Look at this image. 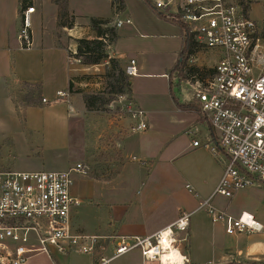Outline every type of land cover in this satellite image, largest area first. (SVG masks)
<instances>
[{"label": "rangeland", "instance_id": "obj_1", "mask_svg": "<svg viewBox=\"0 0 264 264\" xmlns=\"http://www.w3.org/2000/svg\"><path fill=\"white\" fill-rule=\"evenodd\" d=\"M112 1L67 0V19L73 26L76 24L75 31L69 34L79 36L86 28V21L89 25L90 17L106 19L111 16ZM148 1L149 4L143 0H122L129 10V13L127 12L129 23L125 22L127 14H119L118 20L123 24L116 28L117 40L114 43V50L123 60L128 58L136 61L137 74L130 78L132 94L134 100L142 99V108L147 110L146 117L155 134L147 148L148 158L144 159L146 166L143 167L139 161L131 160V156L137 158L135 153L129 156V153L124 151V140L128 138L127 146L130 147L139 136L131 134L129 118L121 110L123 99L113 97L104 110L88 112L83 109L82 95L98 94L105 90L104 65L75 76L73 78L75 82H83L82 85L87 83L88 87L74 88L69 94V100L55 106L43 104L41 96L35 94L38 91L31 96L32 89L20 85L11 93L18 114H21L25 106L37 105L25 110L20 117L15 116L9 105H5V100H2L0 94V134H4L0 137L4 139L0 142L2 163L0 165L15 172H35L64 171L81 164L85 175H74L72 187V194L80 200L81 205L72 210L70 227L73 234L98 237L95 247L98 258H104L105 253L106 256L113 254L114 247L111 243L113 238L107 237L118 235L113 228V224L116 223L110 220L112 218L110 210L113 206L127 207L129 202L141 204L145 214L144 220L151 232L179 218V214L174 215L182 208L180 205L182 201L179 198L190 196L184 191L186 185L191 187V196L196 199L195 203L191 202L185 213L188 215V225L190 224L192 229L188 232V226L185 232H176L174 235L184 237L185 240L186 235H212V232L213 235H226L223 225L212 224L204 210L193 212L199 203L205 201L212 193L215 178L219 173L214 171V158L211 152H206L203 147L197 149L191 147L192 140L205 143L208 135L206 121L198 123L199 116L196 113L179 112L175 108L168 95L167 76L166 78L162 76L169 74L172 81L176 82V74L171 70L177 62L181 48L177 26L159 19L152 9L157 2L167 0ZM249 1L250 18L264 28V2ZM68 3L75 14L69 13ZM37 5L36 0L35 6ZM1 6L0 3V8ZM55 8L49 5L43 9L42 20L32 16L34 40L31 50L21 47L12 49L9 61L10 64L17 66L15 77L18 81H26L30 78V63L36 64L43 58L44 63L49 64H44L40 73L44 75L51 91L59 87L62 88L61 92L64 90V93H68L67 84L57 82L56 79L67 70V67L73 68L74 64L73 62L71 65L68 64L65 50L58 48L57 52H53L52 46L54 43L74 45V42L69 41L71 38L66 36L69 29L59 27ZM110 26H115L114 19ZM3 32L4 30L0 29L1 37ZM81 37L88 38L89 35ZM93 37L92 33L91 38ZM2 40L0 38V44ZM108 54H111L110 50ZM193 57L192 65L197 68L210 69L215 65L216 57L202 48H198ZM1 67H5L3 57ZM191 85L187 81H181L176 91L183 104L193 102ZM51 91L44 92L43 95L49 101L55 98ZM32 97L33 101L30 100ZM64 99L68 97L65 96ZM146 103L150 106L148 107ZM194 127L199 128L202 133L195 136L188 133L189 130L193 131ZM172 133L179 135L172 139L168 136ZM176 153H180V157L175 162H169L171 154ZM159 154L161 157L158 160ZM221 157L225 165L226 159ZM217 169L220 172V167L217 166ZM146 170H149L148 174ZM246 189L251 193L254 205L263 202L264 184L255 183ZM229 200L216 196L212 204L217 209L220 207L224 209ZM27 237L33 245L34 234L29 233ZM175 245L177 247L179 245L177 240ZM43 255L44 253L33 254L27 262ZM78 255L73 254L75 257H81ZM131 260L136 262L140 260L139 250L130 251L111 264H130Z\"/></svg>", "mask_w": 264, "mask_h": 264}, {"label": "built area", "instance_id": "obj_2", "mask_svg": "<svg viewBox=\"0 0 264 264\" xmlns=\"http://www.w3.org/2000/svg\"><path fill=\"white\" fill-rule=\"evenodd\" d=\"M155 8L177 17L198 47L216 57L211 67L213 76L204 83H191V101L198 105L210 130L204 144L192 140L191 146L219 154L226 163L211 196L195 211L204 210L212 224L225 226L227 235L262 234L264 222L247 212L232 217L215 208L212 200L216 196L232 199L255 183L264 184V28L250 18L251 4L245 9L232 0H167L157 2ZM34 13V6L19 10L17 38L25 50L33 46ZM122 24L118 20L115 27ZM72 54L68 58L78 62ZM193 62L194 57H190L187 63ZM123 70L126 76L134 77L136 62L129 60ZM65 96L57 93L59 99ZM122 99L121 110L130 120L131 133L146 131L145 114L125 97H119ZM42 102L47 103L45 99ZM74 175H85L81 164L64 171H0V264H26L31 255L48 254L52 248L60 253L95 254L98 237L71 232L70 214L81 205L72 194ZM185 189L192 193L190 186ZM187 227L188 215L167 227L174 241L171 246L179 252L174 233L185 232ZM29 233L34 234L33 245L27 237ZM117 240L112 256L102 258L100 264L133 250H139L144 261L159 263L162 230L148 237ZM182 258L181 264H189Z\"/></svg>", "mask_w": 264, "mask_h": 264}, {"label": "crops", "instance_id": "obj_3", "mask_svg": "<svg viewBox=\"0 0 264 264\" xmlns=\"http://www.w3.org/2000/svg\"><path fill=\"white\" fill-rule=\"evenodd\" d=\"M35 1L36 0H32V3L34 4V7H35V13L33 16H35L36 19H39V20L43 19V9H45L47 6L50 5V6L55 8V6L53 4H51L49 0H37L38 1L37 6H35ZM69 2H70V0H69ZM0 3L2 5L0 8V29L4 30L3 36L2 37L0 36V38L3 39L1 41V44H0V94H1L2 100H5V105H7V106L9 105L11 110L14 112L15 116L20 117L25 112V110L37 107V105L35 106L34 104H32L29 106H25V107H23L21 114H18V112L16 111L17 108L15 107V102L13 100V97L11 96L12 91L19 88L20 85H25V86L32 89L33 93H31V94H34V92L38 91L35 94H37L38 96L40 95L41 99H45L43 96L44 92H49V91H51V89L49 88V85H48L47 81L45 80L44 75L42 73H40V70L43 69L44 64H49V62L44 63L43 58H41V59H39V61L36 64L30 63V68H29L30 78H28V80H26V81H18V79L15 77V72H16L17 66H15V64H10L9 59H10V51L12 49H17V47H20L19 42H18V38H17L18 37V31H19V24H20L19 23V8H20V6H19L18 0H0ZM68 11L70 14H72V13L75 14L74 10L70 8L69 3H68ZM127 12L129 13V10L125 6L124 12L121 13L120 15L127 14V15H125V22L127 23V21H128V23H129V14ZM155 13L159 19L163 20L158 15V13L156 11H155ZM56 15L57 14H56V8H55V17H56ZM110 15L111 16L113 15V1L111 4V14ZM111 16H109L106 19H110ZM118 16L119 15H116V17L114 18V25L118 21ZM90 18H92V17H90ZM93 18H95V17H93ZM99 19H102V18H99ZM164 21H166V20H164ZM166 22H168V21H166ZM168 23H171V22H168ZM171 24H173V23H171ZM85 27H86L85 30L82 33H80L79 36H77V37L69 34V32L71 33V32L75 31L76 24H74L73 28L67 30L66 36H68V38H71V39H69V41H73L74 45H71V44L67 45V44H60V43H54L53 42L54 44L52 46L53 52H57L58 48L65 50V53L67 55L66 59L68 61V64L71 65V62H73V64H74L73 68H71L72 71L70 68L67 67V70H65L61 75H58V77L56 79L57 82H61L62 84H67V86H69V83L72 82L73 89L77 88V87L81 88V86L88 87V85H89L87 83L82 85L83 82H79V83L75 82L74 80H72L73 78H75V76H77L80 73L87 72L90 69H93L95 67L97 68V67L101 66V65H98V66H82L79 64V62L73 61V60L68 58L69 53L75 52V48H76L75 40L76 39H81L82 35H89L88 38L92 37L91 30L89 29V26H88V21H86ZM178 30H179V28H178ZM179 34L181 37L180 30H179ZM32 40H34L33 35H32ZM114 47H115V45L113 44L108 49V50H110V53H111V54H109V56L112 58L118 59L120 61L121 66L124 69V67L127 65L128 61L134 60V59L125 58L123 60L122 56L119 53H116V51L114 50ZM180 47H182V39H181V46ZM180 50H181V48H180ZM180 50H179V52H180ZM179 52H178V54H179ZM2 57L5 60V67H1V58ZM70 73H74V74H70ZM168 75H162V76H164L165 78L167 76V81H168ZM37 86H38V90L36 89L37 90L36 91L35 87H37ZM67 86H66V88H67ZM66 88H65V90H66ZM61 89L62 88L58 87L54 91H51L52 95L54 94L55 98L51 101L45 99L48 104H46V103H43V104H45L47 106H49V105L55 106V105L64 103L65 100H69L70 99V96H69L70 93L69 92L65 93L66 97H68V99H64V98L59 99L57 97V93H64L63 92L64 90L61 92ZM168 95H169V88H168ZM129 99H130V102H132L135 105V107L140 109L145 114V120L147 122V129L148 130L145 132H141V133H131L133 135L136 134L139 137H138V139L133 141L134 143L130 147L127 146V139L128 138L126 140H124V151H125V153L128 152L129 156H131L132 153H135V155H137V158L134 156H131V160L139 161L142 164V166L144 167V166H146V164L144 165V163H146L144 159L148 158V156H146L147 148L149 146V143L155 138V134L152 132L153 128L150 127V123L148 122V119L146 117V115H147L146 111L147 110L142 108V105H143L142 99L136 98L137 101L134 100L132 90H131V95H130ZM170 100H171V98H170ZM41 102H42V100H41ZM171 102H172V100H171ZM172 104L174 105L173 102H172ZM146 105L148 107L150 106V104H147V103H146ZM83 106H84V104H83ZM84 108L85 107H83V109ZM177 110L179 112H186V111H182L179 109H177ZM148 111H152V110H148ZM197 122L200 123L199 119L197 120ZM186 131H185V134H186ZM189 132H190V134L192 133L191 135H194V136L202 133V131L197 127H194L193 131L189 130L188 133ZM209 133H210V130L208 127V134ZM3 135L4 134H0V137H2ZM178 135H179L178 133L177 134L172 133L168 136H171V138L173 139L175 137H178ZM3 141H4V139L1 138L0 142H3ZM0 148H1V146H0ZM165 149H166V147L164 148V150ZM204 150L206 152H209L206 149H204ZM160 155L161 154H159L158 160L161 157ZM171 155L172 156L169 158L168 161L169 162H175V160L178 157H180L181 154L176 153V154H171ZM212 156L214 158L213 159L214 171L216 170L215 172L219 173V175H217L215 178V184H214L215 186L213 188V191H214V189H215V187H216V185L220 179V176L222 174L224 164L221 160L222 159L221 155H219V154L213 155L212 154ZM0 164H2L1 161H0ZM217 166L220 167V172L217 169ZM0 171H13V170H10L7 167H3L2 165H0ZM31 172H33V171H31ZM35 172H38V171H35ZM146 173L148 174L149 170H146ZM133 174H136V173L133 172ZM247 190L248 189H246V191H245V189H243V190L239 191L238 193H236L232 199L227 201L226 207L224 209H223V207H220V210L225 211L226 213H228L232 217H238L240 215V213L247 212V213L252 214L257 221L264 222L263 202L259 203L258 205H256V204L254 205V203H252L253 199H252L251 193ZM184 191L187 194H190V196H188V198L187 197L179 198V200L182 201L180 203L182 208H180V210L178 212L174 213V215H176V216H177V214H179V218L182 215H185L186 209L191 206V202L195 203V200H196L195 197L191 196V193H189L185 188H184ZM211 194L209 195V197L211 196ZM263 201H264V197H263ZM123 206L124 207H118L116 205V207L113 206L112 209L110 210L111 215H112V218L110 220H111V222L113 220V222L116 223V224H113L114 225L113 228L118 233V235H108L107 236V237L112 236L113 241L111 243H112L113 247H115V245L118 241L117 239L119 237H148V236H151L160 230H164L165 228H167L169 225H171L173 222H175L178 219V218L174 219L171 222L162 226L161 228H158V229L150 232V228L146 225V222L144 220L145 214H144V210L142 209L141 204H135V203L133 204L132 202H129V206H127V207L125 205H123ZM196 208H195V210H196ZM195 210L193 212H195ZM188 226H189L188 232H190V230L192 228H191L190 224ZM223 229L225 231L224 225H223ZM186 236H187L186 240L184 237L182 238L179 235H175V239L179 242L178 248L180 250V254L189 261V264H264V232L262 234H253V235H244V234L213 235V232H212V235H186ZM183 241L185 243H183ZM199 243H201V244H199ZM182 245H183V247H182ZM106 250H108V248ZM106 250H105V252H107ZM75 253L77 255L79 254L77 252H74L73 254H75ZM71 254H72L71 251H68L66 253H60L55 248H52L48 254H44L43 256L32 258L28 262H26V264H100L101 259H102V258H98L96 254L91 255V256L90 255H83V254L78 255L81 257H75V256H73V254L72 255ZM85 256H87V257H85ZM111 256L112 255L106 256V253H105L104 259L110 258ZM83 257H85V259H82ZM95 261H96V263H94ZM113 261H110L106 264H111V262H113ZM130 264H155V263H150V262L144 261L143 258L141 257V254H140V260L138 262L131 260Z\"/></svg>", "mask_w": 264, "mask_h": 264}, {"label": "trees", "instance_id": "obj_4", "mask_svg": "<svg viewBox=\"0 0 264 264\" xmlns=\"http://www.w3.org/2000/svg\"><path fill=\"white\" fill-rule=\"evenodd\" d=\"M51 4L56 6L57 9V23L62 29H71L73 24L67 19V0H49ZM149 4L148 0H143ZM19 10H22L32 3V0H18ZM240 4L248 9L251 2L249 0L240 1ZM158 13V15L168 22L176 25L181 32L182 47L177 57V62L172 73L176 74V82L172 81L171 75H168V88L169 96L174 103L175 107L182 111L194 112L199 116V122L204 121L198 105L193 101L192 103L183 104L176 93L181 81H187L194 83L199 81L204 83L208 78H211L214 74L213 69L197 68L195 65H189L187 62L190 57H193L194 52L199 48L191 35H189L186 25L177 19L173 18V15L169 12H158L156 8H152ZM125 6L122 0H113V15L110 19H89V29L94 34L93 38H82L75 40V52L72 57L79 62L82 66H98L104 65V80L105 90L98 94L82 95L83 104L86 111H100L104 110L113 97H125L130 101L131 95V79L124 74L123 67L120 61L116 58H112L108 54V49L117 40V30L115 26H110L112 20L123 13ZM73 80V79H72ZM71 80V81H72ZM38 90V86L35 90ZM36 90V91H37ZM73 90L72 82L69 83L68 91L71 93ZM33 96V94H31ZM34 97L30 100L33 101ZM33 103V102H32ZM96 263V261L94 262Z\"/></svg>", "mask_w": 264, "mask_h": 264}, {"label": "bare ground", "instance_id": "obj_5", "mask_svg": "<svg viewBox=\"0 0 264 264\" xmlns=\"http://www.w3.org/2000/svg\"><path fill=\"white\" fill-rule=\"evenodd\" d=\"M163 241L160 243L162 252H160L159 264H181L183 262V256L180 252L172 247L174 243L173 238L170 236L168 228L162 230Z\"/></svg>", "mask_w": 264, "mask_h": 264}]
</instances>
